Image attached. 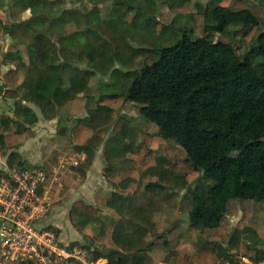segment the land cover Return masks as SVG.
<instances>
[{
    "label": "trees",
    "instance_id": "16d2710c",
    "mask_svg": "<svg viewBox=\"0 0 264 264\" xmlns=\"http://www.w3.org/2000/svg\"><path fill=\"white\" fill-rule=\"evenodd\" d=\"M19 1L32 18L44 16L49 21L26 43L28 56L38 60L47 46L56 44L57 61L29 67L13 55L8 56L4 63L9 68L0 87L20 92L21 100L34 104L44 119L52 120L53 105L64 103L60 94L65 84L78 94L88 91L81 63L101 75L116 63L127 68L112 70L111 92L101 95L98 102L117 118L114 131L120 129L123 150L130 153L131 167L116 173V185L125 190L128 181L138 180L142 172L158 176L161 182L166 178L171 185L180 184L181 189L205 180L210 183L205 195H190L188 220L199 229L213 230L227 224L224 233L211 235L194 253H171L166 263H232L223 243L241 238L247 244L240 243L239 250L247 249L249 259L264 261L262 251L253 256L251 243L258 239V225L251 220L252 212L244 211L242 229L232 231L228 224L229 217L238 215L241 200L264 205V0H254V9L246 8L245 0H233V9L221 6V0H208L202 13L191 12L188 2L173 6L170 10L175 19L191 25L182 29H172L165 15L161 16L163 23L154 18L155 0H147L146 9L136 5L138 0H118V8L108 19H100L97 11L95 16L93 11L87 12L85 26L78 22V30L71 34L49 12L46 0ZM8 33L12 36L13 31ZM209 34L217 35V40L210 39ZM238 35L241 43L249 44L242 54L234 42ZM135 64L141 67L133 68ZM24 69L26 78L19 83V71ZM127 102L140 106V114L184 150L187 162L179 161L171 170L163 168L150 149L154 136L143 133L139 142L124 128L126 122L118 114ZM15 114L20 124L15 133L5 134L7 122L0 119V147L7 151L22 138L21 125L37 120L20 103L15 105ZM105 135V130L94 131L88 125L77 124L71 144L77 152L91 157ZM12 157L14 154L7 162L8 169L13 168ZM6 176L7 172L0 169V179ZM152 187L157 185L149 186ZM97 201L99 208L74 203V213L82 226L99 221L101 211L108 207L109 200ZM135 208V216L148 225L144 210ZM116 231L123 235L114 236L116 243L142 253L147 257L143 264H156L146 255L153 244L140 247L145 228L127 221ZM165 236V245L176 249L179 231L171 228ZM93 254V261L134 264L129 254L119 250Z\"/></svg>",
    "mask_w": 264,
    "mask_h": 264
},
{
    "label": "rangeland",
    "instance_id": "374dc122",
    "mask_svg": "<svg viewBox=\"0 0 264 264\" xmlns=\"http://www.w3.org/2000/svg\"><path fill=\"white\" fill-rule=\"evenodd\" d=\"M49 4V12L55 15L64 26L67 34L78 30V22L81 27L85 26L84 16L87 12H92L95 16L97 11L100 19H108L120 2L118 0H46ZM156 12L154 18L163 23L162 15L167 17V23L172 29H182L191 27L190 24L182 20H176V15L171 12L173 6H180L185 2L189 3V9L193 13H202L208 0H155ZM233 0H221L220 5L232 8ZM0 9V42L11 39L18 44V40L30 39L29 34L38 27H47L48 18L39 17L32 19L30 11L19 0H1ZM142 9L148 7L147 0H138L136 3ZM246 8H256L257 1L245 0ZM14 28H16L14 30ZM12 30V36L8 31ZM18 30V32H16ZM231 30H236L232 27ZM16 32V33H15ZM99 33V32H98ZM210 39L217 40V35L209 34ZM16 37L18 40H16ZM240 35L234 41L239 47V54L244 53L249 44L239 41ZM27 40V42H28ZM5 47V43L4 46ZM26 50V48H24ZM25 53V54H24ZM24 64L29 67L36 65L54 64L57 61L56 44H50L44 49L43 56L38 60L31 61L24 52ZM5 48L0 51V86L2 77L6 69L9 68L4 63V59L12 56ZM14 56V55H13ZM29 64V65H28ZM140 64H135L133 68H140ZM80 68L88 81V91L86 93H75L67 85L60 96H65L64 103L53 105L52 120H48V125H35L34 131L24 130L20 145H15L14 149L7 151L0 147V169L6 172L41 168L46 172V182L42 192V205L44 211L41 218V226L55 231L62 245L68 250L77 248L85 254L87 262L93 261V253H107L111 250H119L131 256L136 264L147 262V257L142 253L115 242L114 236L122 237L116 229L126 222L145 228V236L142 238V245L145 247L148 242L153 245L146 255L152 258L156 264H167L166 259L171 253L188 255L194 253L213 234H222L227 230V224L220 228L209 230L199 229L188 220L189 198L192 193L200 197L205 195L206 188L210 184L205 180L194 183L189 188L181 189L171 185L166 178L159 180L158 176L150 173L140 175L138 180H129L125 190L115 183L116 173L127 170L131 167L130 153L123 150L122 139L119 137V130L114 131L117 118L111 116L107 107L98 103L101 95L110 94L113 81L111 72L114 68L126 70L119 64H114L104 75L90 71L81 63ZM26 70L19 71V83L24 82ZM12 101H8L9 99ZM21 98L20 92L10 91L0 87V119L6 123L5 134L15 133L20 127L15 114V104ZM38 108V107H37ZM140 106L132 103H125L118 114L124 119L126 128L131 136L141 141L143 133L152 134L153 140L150 149L155 153V158L162 161V167L171 170L174 165L181 161L187 162L184 150L174 141L167 139L160 133L158 127L146 120L139 112ZM40 112V110L38 109ZM41 115V113H40ZM43 117V116H42ZM77 124H84L94 131L105 130L106 135L103 143L93 150V155L88 157L84 153L77 152L71 144L72 130ZM131 136L128 137L131 140ZM30 145L23 146L25 143ZM31 145H33L31 147ZM20 147H23L22 150ZM19 155L15 151L20 150ZM12 157L13 168H7V162ZM5 164V166L3 165ZM3 165V166H2ZM157 187L149 188V186ZM103 199L108 201V207L101 211L99 221L82 226L80 218L74 213V203L83 202L86 205L99 208L98 201ZM142 208L147 224H142L137 218L132 208ZM135 208V209H136ZM244 211L252 212L251 220L258 227L256 230L258 239L251 243L256 252H264V205L249 200H241L238 204V215L228 218L230 230L242 229L244 226ZM171 228L179 231V245L176 249H171L165 245V233ZM160 234L159 237L157 235ZM219 240V239H218ZM128 241V239H127ZM131 242V241H130ZM246 243L243 238L238 242L229 243L224 241L223 246L229 250L232 264H264V261H256L247 258V249H240L239 244ZM96 264H106V260L100 259ZM69 264H82L80 261L70 259Z\"/></svg>",
    "mask_w": 264,
    "mask_h": 264
},
{
    "label": "built area",
    "instance_id": "2783aa9c",
    "mask_svg": "<svg viewBox=\"0 0 264 264\" xmlns=\"http://www.w3.org/2000/svg\"><path fill=\"white\" fill-rule=\"evenodd\" d=\"M45 182L41 168L7 172L0 179V264H69L70 259L96 264L87 262L81 250H68L54 230L41 226Z\"/></svg>",
    "mask_w": 264,
    "mask_h": 264
},
{
    "label": "crops",
    "instance_id": "0c3cea01",
    "mask_svg": "<svg viewBox=\"0 0 264 264\" xmlns=\"http://www.w3.org/2000/svg\"><path fill=\"white\" fill-rule=\"evenodd\" d=\"M32 19H34V18H32ZM46 27H38V28H36L35 29V31H33L32 32V34L33 33H35V32H38V31H41V30H44ZM16 28H14V30H15ZM16 32H18V30L16 31ZM15 32V33H16ZM32 35L31 34H29V37H31ZM16 40H18V38L16 37ZM27 40L28 39H25V40H18L19 41V43L21 42V44L19 45V46H25L24 48H26V43H27ZM4 43H5V47H3L4 46ZM15 44H18L17 42H14V41H12L11 39H9V40H7V41H5V42H0V51L2 50V48H5L7 51H9V53H13L12 55H14V57L15 58H17V59H19L21 62H23L24 63V61H23V59H22V56H23V58H24V52L26 51L24 48H23V50H21V49H19V47L17 46H15ZM24 53V54H23ZM43 54H44V51H43ZM43 56V55H42ZM26 57H28V59H30L31 61H33V60H35V59H33V58H30L29 56H28V54H27V51H26ZM27 65V64H26ZM29 65V64H28ZM4 69H6L7 70V68H4ZM5 73V72H4ZM2 77V76H1ZM67 87V84H65V86L63 87V91L65 90V89H67L66 88ZM61 97H63V98H65V96H61ZM9 102L10 101H12V99L10 98L9 100H8ZM18 103H20V105L22 106V107H24V108H28L34 115H35V117H36V122L35 123H33V124H31V125H26L25 127H23L22 125H21V128L20 129H22V130H28V129H30V131H34V127H35V125L36 124H39V125H42V126H46V125H48V120H46V119H44L43 117H42V115H40V112L38 111V108H37V106H35L34 104H32V103H30V102H26V101H23V100H21V99H18ZM16 104H15V102H14V106H15ZM19 122V121H18ZM23 133H24V131H23ZM21 142V141H20ZM20 142L17 144V145H20ZM31 144V141L29 142V143H25L23 146H27V145H30ZM33 145H31V147H32ZM22 150H24V148L23 147H20ZM21 149L20 150H17V151H15L17 154H19V155H21L22 154V156H23V153H21ZM24 157V156H23ZM4 166H5V164H3ZM2 165V166H3ZM3 169V168H2ZM133 262H134V264H136V262L134 261V259H133Z\"/></svg>",
    "mask_w": 264,
    "mask_h": 264
},
{
    "label": "water",
    "instance_id": "95a60500",
    "mask_svg": "<svg viewBox=\"0 0 264 264\" xmlns=\"http://www.w3.org/2000/svg\"><path fill=\"white\" fill-rule=\"evenodd\" d=\"M159 236H160V234L157 235V237H159Z\"/></svg>",
    "mask_w": 264,
    "mask_h": 264
}]
</instances>
